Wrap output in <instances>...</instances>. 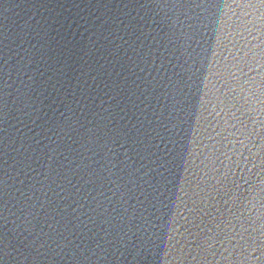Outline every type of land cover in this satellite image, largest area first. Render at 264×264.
<instances>
[{
  "label": "water",
  "instance_id": "water-1",
  "mask_svg": "<svg viewBox=\"0 0 264 264\" xmlns=\"http://www.w3.org/2000/svg\"><path fill=\"white\" fill-rule=\"evenodd\" d=\"M0 264H264V0H0Z\"/></svg>",
  "mask_w": 264,
  "mask_h": 264
}]
</instances>
